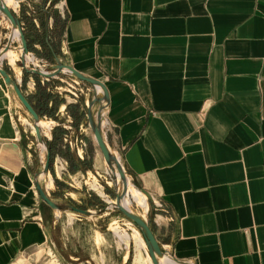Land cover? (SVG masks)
Instances as JSON below:
<instances>
[{
    "label": "crops",
    "instance_id": "obj_1",
    "mask_svg": "<svg viewBox=\"0 0 264 264\" xmlns=\"http://www.w3.org/2000/svg\"><path fill=\"white\" fill-rule=\"evenodd\" d=\"M55 3L61 19L49 27L12 9L37 63L29 67L51 71L58 59L102 82L107 99L91 105L102 91L67 72L15 67L21 42L12 40L18 59L0 63L49 124L50 160L91 171L100 158L109 168L90 107L129 185L147 197L162 250L194 264H264V0ZM65 78L76 92L63 93ZM28 118L0 74V264H85L81 237L97 230L81 231L82 218L92 216L40 198ZM47 175L39 181L48 193Z\"/></svg>",
    "mask_w": 264,
    "mask_h": 264
},
{
    "label": "rangeland",
    "instance_id": "obj_2",
    "mask_svg": "<svg viewBox=\"0 0 264 264\" xmlns=\"http://www.w3.org/2000/svg\"><path fill=\"white\" fill-rule=\"evenodd\" d=\"M11 5L15 14L22 16L23 19H30L33 21L35 19L36 23L46 22L52 25L54 23L60 22V15L58 13V6L55 3V0H12ZM15 2V3H14ZM14 6V7H13ZM11 9V10H12ZM9 31V23L6 18L0 14V36L5 35V32ZM0 44L3 43L2 38L0 39ZM13 45V44H12ZM15 46L18 45L15 43ZM19 50V49H18ZM20 61L24 62L27 69L35 65H30L29 63L37 64L31 56L26 57L24 60L19 59L16 62V66L20 65ZM35 67H38L37 65ZM39 68V67H38ZM47 71L45 69H41ZM68 75H70L67 72ZM64 84L63 88L66 90L63 93L76 92V85L73 84L69 79H63ZM67 83H70L72 86H67ZM68 90V91H67ZM30 123L29 128H27V133H31L29 138L31 140V151L33 155L37 156V159L40 161L38 167L41 168L45 162V150L38 144L35 139L34 130L32 127V121L28 118ZM43 134L47 132L46 128H41ZM54 149H59L57 146ZM61 149V148H60ZM62 150V149H61ZM67 153V151H66ZM68 154V153H67ZM103 161V160H102ZM81 171H76V164H70L60 162L58 160H49L48 166V194L49 196L61 203H70L74 206L80 208H91V210H97L102 205H105L106 201L101 196L97 195L89 187V182L92 179L102 186L104 193L107 195L109 200L115 198V192L120 191L122 188V182L120 179L116 181L114 176V170L106 168L102 170L105 165L104 162L101 163L100 168L87 170V164H83ZM74 167V168H73ZM73 168V169H71ZM126 173V172H125ZM128 187L132 188L129 184L131 183L128 175L126 174ZM117 183V184H116ZM144 195V194H143ZM145 196V195H144ZM129 199L128 205H126L132 212L136 213L138 216L144 218L147 223L151 226V215L150 210L144 212L134 201H132L129 194L125 199ZM149 206V201L145 197ZM100 202L102 205L97 206ZM106 214H97L84 220L85 229L81 231H86L87 225L94 224L93 226L97 231L94 232V236L86 237L82 240L81 237V247L83 251L80 252L81 255H86V248H88V253L91 256L88 262L85 264H150L148 261L147 248L142 238V235L138 228L131 223L126 217L120 215V213L115 208H109L106 210ZM65 213V212H64ZM67 215H73V212L66 211ZM100 232L101 234H99ZM141 238V239H140ZM82 250V249H81Z\"/></svg>",
    "mask_w": 264,
    "mask_h": 264
},
{
    "label": "water",
    "instance_id": "obj_3",
    "mask_svg": "<svg viewBox=\"0 0 264 264\" xmlns=\"http://www.w3.org/2000/svg\"><path fill=\"white\" fill-rule=\"evenodd\" d=\"M0 14L7 19L10 25V31L7 38V41L0 49V58L6 53V51L11 47L12 38L17 32L18 37L20 39V49H21V57L24 59L25 57L29 56V50L27 47V42L24 37V33L22 31L20 21L18 17L14 14V12L2 1L0 0ZM30 72L41 75L45 78H51L57 76L59 73L62 72H68L73 78L81 81L88 82L92 85L93 88L95 86H99L102 90V95L97 96L96 92L93 96V99L91 101V105L95 102L101 103L102 101L107 99V90L105 85L98 81L97 79L93 77L86 76L73 67H71L68 64L61 63L58 59H56V63L53 65V68L51 71H44L40 70L37 67H32L29 69ZM0 74L4 79V82L6 85L13 91L16 98L20 101L22 106L25 108L27 113L29 114L32 126L34 128V135L35 139L38 142V144L45 150V162L43 163V166L41 167L40 171H38L35 174L34 182L36 186V190L42 199V201L51 209L55 211H69L74 212L79 215H84L87 217H91L93 215L101 213L103 210L109 209V208H115L117 211L122 215L123 217H126L131 223H133L138 230L140 231L142 238L144 240V243L147 248L148 255L150 257L152 264H160V259L163 257H171L172 260L176 264H194L186 261H180L176 259L175 257L171 256L166 251L162 250L160 245L158 244V241L154 237V234L152 232L151 226L147 223V221L138 216L136 213L132 212L128 207L121 204V200L124 197L127 189V177L125 170L122 166V164L118 161L116 158V155L113 154L108 147L106 146L103 137L100 132V125H99V113H97L96 118L93 117L92 111L89 107L88 109V124L94 134L95 141L98 145V148L108 165V167L112 170H117L119 173V179L122 182V188L120 191L115 192V203L112 202H106L103 208L97 209V210H89V209H83L77 206H74L70 203H61L53 200L47 191L44 189V187L41 185L39 178H44L48 172V166H49V160H50V150L47 145V140L45 135L43 134V131L41 129V123L43 122V119L41 115L34 109L32 104L29 102L27 97L24 95L22 90L20 89L18 83L16 80L1 66L0 63Z\"/></svg>",
    "mask_w": 264,
    "mask_h": 264
},
{
    "label": "bare ground",
    "instance_id": "obj_4",
    "mask_svg": "<svg viewBox=\"0 0 264 264\" xmlns=\"http://www.w3.org/2000/svg\"><path fill=\"white\" fill-rule=\"evenodd\" d=\"M10 9H12L11 5L13 3L12 0H2ZM15 3V2H14ZM14 7V6H13ZM18 34L17 32H15L13 39H18ZM13 42V41H12ZM17 48L20 49V46H18ZM21 50V49H20ZM20 53V51H19ZM18 54L15 50H13L12 48H9L6 53L4 54V56L1 58L2 60H5L8 64L10 65H13L15 64L16 60L18 59ZM96 89H98L99 91L101 90V88L99 86H95ZM102 91V90H101ZM41 126L43 128H48L49 127V124L46 123V122H42L41 123ZM33 127V126H32ZM34 130V128H33ZM47 133V132H46ZM102 155V154H101ZM103 157V156H102ZM116 158L118 159V161L120 162L119 158L116 156ZM104 159V158H103ZM105 161V160H104ZM101 160L100 158H98L95 162V167L96 168H100L101 167ZM121 163V162H120ZM114 176H115V179L116 181H118L119 179V173L117 170L114 171ZM117 184V183H116ZM89 187L94 191L96 192L97 195L101 196L103 199H105L106 201L108 202H112V203H115L116 199H112V200H109L107 198V195L104 193L103 189H102V186L100 184H98L95 179H92L90 182H89ZM127 194H129V197H131L132 201H134L139 207H141L143 210H146L147 208V204H146V199H145V196L140 192L138 191L137 189H132L130 187L127 186V189H126V193L124 195V197L122 198L121 200V204L126 206L128 205L129 203V199H125V197L127 196ZM127 207V206H126ZM141 239V238H140ZM148 253V252H147ZM148 261L150 264L151 263V260H150V257L148 256ZM160 264H176L171 257H163L160 259Z\"/></svg>",
    "mask_w": 264,
    "mask_h": 264
},
{
    "label": "trees",
    "instance_id": "obj_5",
    "mask_svg": "<svg viewBox=\"0 0 264 264\" xmlns=\"http://www.w3.org/2000/svg\"><path fill=\"white\" fill-rule=\"evenodd\" d=\"M52 149H53V146L50 145V150H52ZM95 205H99V206H100V205H102V204H101L100 202H98V203L95 204Z\"/></svg>",
    "mask_w": 264,
    "mask_h": 264
}]
</instances>
